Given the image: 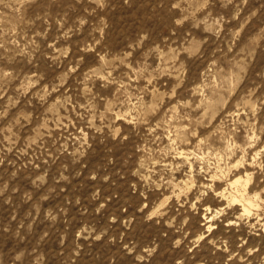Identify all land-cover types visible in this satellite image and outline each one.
Returning a JSON list of instances; mask_svg holds the SVG:
<instances>
[{"label":"rangeland","instance_id":"1","mask_svg":"<svg viewBox=\"0 0 264 264\" xmlns=\"http://www.w3.org/2000/svg\"><path fill=\"white\" fill-rule=\"evenodd\" d=\"M0 264H264V0H0Z\"/></svg>","mask_w":264,"mask_h":264},{"label":"bare ground","instance_id":"2","mask_svg":"<svg viewBox=\"0 0 264 264\" xmlns=\"http://www.w3.org/2000/svg\"><path fill=\"white\" fill-rule=\"evenodd\" d=\"M212 178H213V177H212ZM248 179H249V178H248ZM210 180H211V179H210ZM240 180H241L240 178H236V179L234 180V182H232V183H233V184H238V183L241 182ZM249 180H250V179H249ZM211 181H212V180H211ZM244 182H245V181H244ZM246 182H247V181H246ZM247 183H249V181H248ZM241 184H242V183H241ZM239 185H240V184H239ZM246 185H247V184H246ZM248 185H249V184H248ZM232 186H235V185H232ZM244 186H245V185H244ZM246 188H247V186H246ZM237 189H238V188H237ZM243 189H245V187H243ZM241 192H243V191L241 190ZM244 192H245V191H244ZM237 193H238V192H237ZM235 195H236V194H235ZM235 195H234V196H235ZM237 195H238V194H237ZM244 195H245V194L243 193V194H241V196H239V195H238V196H239V197H242V198L244 199ZM239 197H238V199H239ZM231 198H232V196H231ZM236 199H237V198H233L234 201H236ZM231 200H232V199H231ZM239 200H240V199H239ZM234 201H233V202H234ZM237 201H238V200H237ZM239 202H241V201H239ZM245 211L249 213V210H247L246 208H245ZM212 216H213V215H212ZM213 217H214V216H213ZM207 218H208V217H207ZM207 218H206V219H207ZM208 227H210V226H208Z\"/></svg>","mask_w":264,"mask_h":264}]
</instances>
